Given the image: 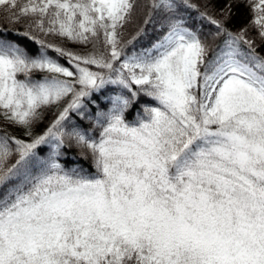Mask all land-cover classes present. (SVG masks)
I'll use <instances>...</instances> for the list:
<instances>
[{
	"label": "snow or ice",
	"instance_id": "6c2138e0",
	"mask_svg": "<svg viewBox=\"0 0 264 264\" xmlns=\"http://www.w3.org/2000/svg\"><path fill=\"white\" fill-rule=\"evenodd\" d=\"M0 264H264V0H0Z\"/></svg>",
	"mask_w": 264,
	"mask_h": 264
},
{
	"label": "trees",
	"instance_id": "16d2710c",
	"mask_svg": "<svg viewBox=\"0 0 264 264\" xmlns=\"http://www.w3.org/2000/svg\"><path fill=\"white\" fill-rule=\"evenodd\" d=\"M198 2L203 3V0H198ZM246 13L244 12V10H241V13L239 15H237V17L235 18V20L233 21V23L235 25H239L240 23H242L245 19H246ZM51 39V38H50ZM46 123V122H45ZM43 127V125H41V128ZM40 129H37V131H39ZM77 160V156H76V152L75 149L72 150V153L69 154L68 157V163L69 165H72L76 162Z\"/></svg>",
	"mask_w": 264,
	"mask_h": 264
}]
</instances>
